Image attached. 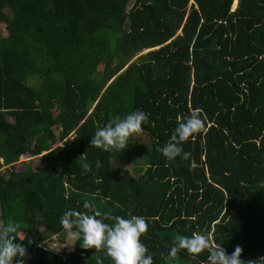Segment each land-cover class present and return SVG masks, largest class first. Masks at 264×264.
Listing matches in <instances>:
<instances>
[{
    "label": "trees",
    "instance_id": "obj_1",
    "mask_svg": "<svg viewBox=\"0 0 264 264\" xmlns=\"http://www.w3.org/2000/svg\"><path fill=\"white\" fill-rule=\"evenodd\" d=\"M233 1L0 0V221L21 224L25 264H112L79 242L53 247L85 200L145 217L153 264H206L168 255L204 231L264 264V0ZM197 108L190 158L167 161L157 149ZM135 110L146 147L90 146Z\"/></svg>",
    "mask_w": 264,
    "mask_h": 264
},
{
    "label": "clouds",
    "instance_id": "obj_2",
    "mask_svg": "<svg viewBox=\"0 0 264 264\" xmlns=\"http://www.w3.org/2000/svg\"><path fill=\"white\" fill-rule=\"evenodd\" d=\"M149 116L142 110H135L123 117L116 116L105 126L98 128L91 137L90 146L105 152L121 153L129 141L142 136L143 125L148 123ZM205 123L200 109H192L183 118H178L177 126L171 133L170 139L157 150L167 161H174L178 156L188 160L190 152H185L182 145L204 131ZM86 157V153L80 158ZM84 211L66 210L60 225L69 243L62 247L74 246L95 253L103 252L110 258L112 264H153V258L142 243V237L148 232V222L145 217L130 215L124 218L110 212H102L96 206L85 200ZM109 221V222H105ZM21 229L19 222L0 221V264H25L27 249L17 240L24 241L18 235ZM29 243H32L29 241ZM185 250L192 260L207 252L206 264H257V260L244 261L241 259L243 249L237 245L229 254L217 243L211 232H193L191 236L177 235L172 242L169 257L175 258ZM264 259V257H261Z\"/></svg>",
    "mask_w": 264,
    "mask_h": 264
},
{
    "label": "rangeland",
    "instance_id": "obj_3",
    "mask_svg": "<svg viewBox=\"0 0 264 264\" xmlns=\"http://www.w3.org/2000/svg\"><path fill=\"white\" fill-rule=\"evenodd\" d=\"M235 5H236V0H234L232 3H231V9H233L234 7H235ZM1 35H4V30H3V28H2V25L0 24V36ZM56 131V130H55ZM133 142L136 144V147L137 146H141V147H146V145H147V139L145 138V136H144V134H142V136L141 137H139V138H134L133 139ZM136 149V148H135ZM29 157H31V156H28V155H22V156H19V160H24V159H27V158H29ZM137 163L138 164H142L143 163V160H142V158H139V160L137 159ZM126 169L127 170H129V172L131 173V174H133V175H136V171L135 170H133V166H132V164L129 162V163H127L126 164ZM138 167H140V166H138ZM67 243H69V241H67V240H65L64 242H59V241H57V242H55L54 240H52V244L54 245L53 247H55L56 249H61L62 248V246H64L65 244H67ZM71 246H69V247H66V248H70Z\"/></svg>",
    "mask_w": 264,
    "mask_h": 264
}]
</instances>
